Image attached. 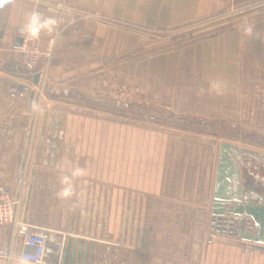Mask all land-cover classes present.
<instances>
[{
  "label": "crops",
  "instance_id": "1",
  "mask_svg": "<svg viewBox=\"0 0 264 264\" xmlns=\"http://www.w3.org/2000/svg\"><path fill=\"white\" fill-rule=\"evenodd\" d=\"M63 1L69 10L60 15L41 6L38 8L43 10V16H59L61 23L66 25L57 39L45 86L48 96L73 103L66 106L76 105L74 96H84V91L87 95L108 98V82L114 78H128L143 88L149 106L167 109L171 106L176 114L229 118L238 110L237 103L240 96L242 100L244 87L264 86V0ZM30 11H35L34 0H11L0 8V123L12 119L11 125L0 124V194L19 197L18 217L34 225L35 216L42 215L41 207L34 200L38 198V183H49V204L44 218L50 220L49 230L54 232V237L47 264H264V242L256 240L260 237L259 231L256 236L248 232L250 235L241 253H212L215 245L211 249L210 245L209 252L202 254L199 242L192 255L185 257V250L176 253L174 250L183 247V239L170 238L162 223L138 220V189L130 178L127 189L113 191V196L122 198L123 202H119L115 219L108 227L104 215L106 191L95 188L94 184L103 181L100 174L87 170L84 189L73 190L71 197L75 194L78 201L75 205L71 203L69 212L67 201L57 197L60 190L57 183L68 174L53 173L50 168L31 169L24 176L17 173L18 168L20 172L30 168L21 151L23 135L27 132L41 135L33 143L36 150L33 164L48 167L57 158L50 155L45 160L42 149L55 150L58 138L46 139L42 135L73 131L93 134L100 130L99 127L16 125L13 118L24 117L23 104L26 101L29 107L34 105V93L26 100L13 95L17 98L15 108L7 110L4 107L12 100L8 94L10 87L25 82L19 76L25 69L21 63V47H16V43L18 38L23 39L21 26ZM86 14L98 17H84ZM248 25L253 27L251 36L243 32ZM41 34L42 40L48 35L47 32ZM213 78L226 83L223 95L207 91L208 81ZM136 130L151 134L153 140L130 143L129 149L134 150L128 153L131 160L161 166L162 160L172 158L169 160L172 164L181 156L182 164L190 167V174L191 167L197 170L200 167V181L204 184L214 158L200 142H186L185 137H178L176 144L159 142L156 139L162 134L155 127L143 126ZM184 150L188 153L186 157ZM195 150L198 152L193 153ZM84 157L87 158L84 166L95 162L85 152ZM168 180L172 183L170 176ZM151 182L149 196H154L157 195L153 189L155 179ZM169 186L173 187L167 184L163 188V197L177 194L167 188ZM192 196L190 191L188 198ZM195 197L203 199L204 194L195 191ZM205 208L207 202L201 201L191 212L205 219ZM12 236V225H0V248L9 244ZM68 245H71L70 254L66 252Z\"/></svg>",
  "mask_w": 264,
  "mask_h": 264
},
{
  "label": "rangeland",
  "instance_id": "2",
  "mask_svg": "<svg viewBox=\"0 0 264 264\" xmlns=\"http://www.w3.org/2000/svg\"><path fill=\"white\" fill-rule=\"evenodd\" d=\"M19 76L25 81L27 73H21ZM118 81L139 87L142 91L143 103L124 104L112 100L108 93V98L106 96L98 98L87 95L84 91V96H74L77 100L74 102L76 105L66 106L73 103H67L63 98L50 97L45 90L41 96H37L35 95L37 87L33 85L32 88L30 87V92L20 94V87L25 82L10 87L8 94L12 100L4 106L7 110L15 108L16 97H25L26 100L31 93H34L35 99L31 107L26 101L23 107L21 106L25 114L24 117L13 118L16 125L100 128L99 132L93 134L73 131L42 135L46 139L58 138L55 150L42 149L45 160L50 155H55L57 158L56 162L48 167L45 164L44 166L33 164L36 154L33 143L35 144L36 139L41 135L27 132L23 135L25 140L21 151L25 154L30 168H25L21 172L18 168L17 173L24 176L31 169L50 168L53 173L70 175L74 168L79 167L85 174L87 170L100 174L103 181L94 184L95 188L106 191L104 215L108 227L115 219L119 202H123L122 198L113 196V191L127 189L130 178L136 182L138 189L136 198L138 220L162 223L167 227L170 238H174V241H177L176 237L183 239V247L174 250L176 253L185 250V257L192 255L198 242L202 254L209 252L210 245V249L215 245L213 251H210L212 253H241L246 245L247 235L250 233L256 236L260 230L254 219L248 215L247 209L264 206V86L244 87L242 100L240 96L237 103V115L229 118H211L176 114L170 109L171 106H168L169 109L149 106L143 88L129 81L128 78L111 79L106 86V92L109 91L112 83ZM55 102H59L57 106H54ZM10 120L12 119H6L0 124L11 125ZM143 126H153L158 132L160 131L162 136L156 141L176 144L178 137L182 139L185 137L186 142H200L207 154L210 151L214 165L204 184L202 180L200 181V167L198 170L197 167H191L190 174V167L182 164L181 156L172 163L177 165L170 164L169 160L172 158L162 160L161 166H153L152 163L143 165V161L139 163L136 159L131 160L128 153L134 150L129 149L130 143L153 140L151 134L147 135L136 130ZM84 152L95 161L93 165L84 166V161L87 159L84 157ZM197 152L198 150L193 151V153ZM118 154L121 156L119 157ZM183 154L184 157L188 155L186 150ZM71 161L79 164L70 165ZM169 176L172 183H169ZM153 178L155 179L153 189L157 195L149 196L152 193L149 187L152 186ZM167 184L173 186L167 188L177 191L175 197L162 196L161 192ZM38 185V198L34 200L41 207L42 215L35 216L34 225L49 229L50 220L44 218L48 211L49 183L40 182ZM89 185L91 186L92 183ZM57 188H61L60 182L57 183ZM80 189H84V175L73 181V190ZM190 191L193 192L192 198H188ZM195 191L203 193V199L195 197ZM75 196L74 194L73 197L62 199L67 201L69 212H71V203L75 205L78 201ZM201 201L207 202L205 219L200 218L201 214L191 212L197 209ZM192 204H195V207ZM80 210L79 208L78 212ZM44 212L46 214H43ZM123 214L121 209V216Z\"/></svg>",
  "mask_w": 264,
  "mask_h": 264
},
{
  "label": "built area",
  "instance_id": "3",
  "mask_svg": "<svg viewBox=\"0 0 264 264\" xmlns=\"http://www.w3.org/2000/svg\"><path fill=\"white\" fill-rule=\"evenodd\" d=\"M34 2L35 11L42 16L43 10H40L39 6L45 8L46 11H54L58 15L69 10V6L63 0H34ZM83 16L98 17V15L92 14ZM56 20L58 22L56 31L48 33L43 40L41 36L39 40H30L25 35L23 36L20 57L27 78L20 87V94L30 92L32 85L37 87L35 95L41 96L44 93L57 39L66 28V25L61 23L59 16ZM36 75H38L37 83H35ZM107 93L112 100L124 104H142L144 101L141 89L131 83L114 82L110 85ZM20 203L21 199L19 197L8 193L0 194V225H12L13 228L10 243L0 248V264H9V256L12 253L22 254L27 264H47L48 255L52 253L51 241L54 232L49 229H39L19 218L17 212ZM192 206L195 207V204H192Z\"/></svg>",
  "mask_w": 264,
  "mask_h": 264
},
{
  "label": "clouds",
  "instance_id": "4",
  "mask_svg": "<svg viewBox=\"0 0 264 264\" xmlns=\"http://www.w3.org/2000/svg\"><path fill=\"white\" fill-rule=\"evenodd\" d=\"M11 3V0H0V8ZM57 20L54 16H42L39 12L30 11L26 13L24 23L21 26V31L30 40H39L42 32L54 33L57 28ZM243 32L246 36H251L253 27L245 26ZM226 83L218 78H213L208 81L207 91L209 94L217 96L223 95L226 90ZM84 170L77 167L74 168L70 175H64L60 179L61 188L57 192L59 199L70 198L73 194V181L84 175ZM9 264H27L22 254L12 253L9 256Z\"/></svg>",
  "mask_w": 264,
  "mask_h": 264
},
{
  "label": "water",
  "instance_id": "5",
  "mask_svg": "<svg viewBox=\"0 0 264 264\" xmlns=\"http://www.w3.org/2000/svg\"><path fill=\"white\" fill-rule=\"evenodd\" d=\"M23 43V39L22 38H18L17 39V43H16V47L20 48L22 46ZM38 81V75L35 76V83H37ZM247 213L249 216H251L254 221L258 224L259 226V236L258 239H256L257 241H259L260 243L264 242V206H254L251 207L249 209H247ZM212 221L214 222V219H212ZM67 254H70L71 252V245L67 246V250H66Z\"/></svg>",
  "mask_w": 264,
  "mask_h": 264
}]
</instances>
